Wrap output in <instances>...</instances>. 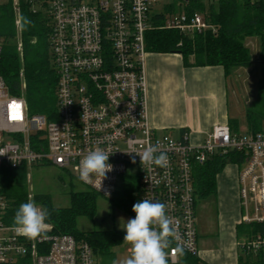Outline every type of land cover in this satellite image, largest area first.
I'll return each instance as SVG.
<instances>
[{
    "label": "built area",
    "instance_id": "1",
    "mask_svg": "<svg viewBox=\"0 0 264 264\" xmlns=\"http://www.w3.org/2000/svg\"><path fill=\"white\" fill-rule=\"evenodd\" d=\"M20 9H44L52 27L51 52L58 74L57 117L30 115L24 97L10 93L0 75V167L13 169L51 164L72 170L79 179L80 160L97 147L111 154L113 170L101 188L95 177L80 181L112 197L122 183L140 182V201L167 206L178 240L168 249V264L199 257L195 167L214 156L237 151L241 223H264V132L245 134L217 125L200 143L189 131L175 137L150 124L145 60L148 34L173 29L186 35L211 29L203 13L188 12L189 0H0ZM20 23L17 20V24ZM2 46L0 42V57ZM159 146L163 166L141 163L140 153ZM159 153H157L158 155ZM133 160L135 163H133ZM229 165V164H228ZM31 199V198H30ZM7 201L0 193V264L31 254L32 264H95L94 249L70 234L28 239L2 216ZM249 251L264 248V233L241 243ZM177 245L183 253L175 251ZM130 252V246H129ZM200 264H207L200 259Z\"/></svg>",
    "mask_w": 264,
    "mask_h": 264
},
{
    "label": "trees",
    "instance_id": "2",
    "mask_svg": "<svg viewBox=\"0 0 264 264\" xmlns=\"http://www.w3.org/2000/svg\"><path fill=\"white\" fill-rule=\"evenodd\" d=\"M188 12L199 11L212 26L194 36L173 29H156L148 34V49L155 52H177L186 65H220L227 77L237 69L251 66L252 57L246 40L257 37L260 42L259 59L262 76L258 84L256 108H247L245 124L248 132H264V0H189ZM20 9L8 2L0 3V75L13 95L22 96L30 115L43 114L48 119L57 117L58 74L54 67L51 50L52 27L44 9H29L21 3ZM17 20L20 22L17 24ZM31 21V23H25ZM240 119L231 117L229 127L238 131ZM243 155L237 151L214 156L195 167L197 203L217 195L218 175L230 163L242 162ZM0 193L7 201L2 216L5 224H14V215L20 204L30 199L27 188V168L0 167ZM100 194L95 190L72 191L71 203L57 207L47 195H36L37 206L50 213L46 221L52 227L49 234H70L86 240L95 254L107 255L112 249L124 245L125 231L78 229V217L94 218ZM111 202L123 210L134 213L132 206L140 201L137 192L118 190ZM245 239L264 233V223H240L238 231ZM236 264H264V248L249 251L242 244ZM198 256H189L188 264H200ZM13 264H32L31 254L19 256Z\"/></svg>",
    "mask_w": 264,
    "mask_h": 264
},
{
    "label": "crops",
    "instance_id": "3",
    "mask_svg": "<svg viewBox=\"0 0 264 264\" xmlns=\"http://www.w3.org/2000/svg\"><path fill=\"white\" fill-rule=\"evenodd\" d=\"M144 75L150 124L158 132L168 131L180 137L184 131H189L190 143L197 145L215 126L229 125L230 118L235 117L229 77L220 65H186L180 53L150 51ZM220 176L221 173L217 179V197L223 210L216 220L215 230L217 243L225 244L226 251L220 254L205 251L207 241L214 238L210 236V227L197 217L198 255L207 264H236L238 225L242 219L239 175L224 181H220Z\"/></svg>",
    "mask_w": 264,
    "mask_h": 264
},
{
    "label": "rangeland",
    "instance_id": "4",
    "mask_svg": "<svg viewBox=\"0 0 264 264\" xmlns=\"http://www.w3.org/2000/svg\"><path fill=\"white\" fill-rule=\"evenodd\" d=\"M249 45L252 64L246 68L235 70L229 77V89L231 106L234 108L235 117L240 119L238 131L247 133L248 128L245 124V115L247 108H256L258 101V84L262 76V67L260 64V42L257 37L246 40ZM238 115V116H237ZM264 126V125H263ZM238 167L234 164L227 165L221 172L220 181L237 174ZM72 170H65L51 164L34 165L27 169V188L30 198L34 199L36 195H47L51 198L53 205L57 207H67L71 203L70 195L72 191L84 190L87 188ZM140 182L122 183L121 189H129L137 192L140 189ZM97 203V213L90 219L84 216L78 217V229L82 231L93 230H121L123 224L129 219L135 218V213H129L121 207L114 205L110 197L100 195ZM39 207H41L39 205ZM42 208V207H41ZM222 205L217 195L200 199L197 205L198 218L204 221L210 227L212 240H208L205 251L214 250L216 253L226 251V245L221 246L216 241V230L218 216L222 213ZM214 226V227H212ZM237 256L241 254L240 244L245 241V237L239 230L237 233ZM129 246L127 243L115 247L107 255L95 254V264H123L130 257Z\"/></svg>",
    "mask_w": 264,
    "mask_h": 264
},
{
    "label": "clouds",
    "instance_id": "5",
    "mask_svg": "<svg viewBox=\"0 0 264 264\" xmlns=\"http://www.w3.org/2000/svg\"><path fill=\"white\" fill-rule=\"evenodd\" d=\"M110 154L99 147L90 150L79 162V179L90 182L95 177L101 188L106 174L113 170V165L108 162ZM136 154L140 156L143 164L163 166L167 163V155L159 151L158 145L149 146ZM132 211L136 214L135 218L123 224L126 232L124 242L130 245V257L123 264H168V249L173 240H178V235L174 219L167 214V206L154 199L145 198L136 202ZM49 216L47 209L37 206L29 199L28 202L20 204L15 212V230L28 239L47 238L46 232L50 224L46 221ZM175 251L182 254L183 248L177 245Z\"/></svg>",
    "mask_w": 264,
    "mask_h": 264
},
{
    "label": "bare ground",
    "instance_id": "6",
    "mask_svg": "<svg viewBox=\"0 0 264 264\" xmlns=\"http://www.w3.org/2000/svg\"><path fill=\"white\" fill-rule=\"evenodd\" d=\"M198 204V203H197Z\"/></svg>",
    "mask_w": 264,
    "mask_h": 264
}]
</instances>
